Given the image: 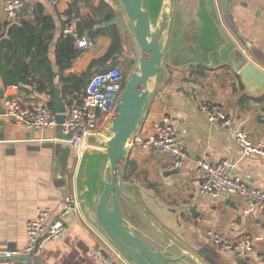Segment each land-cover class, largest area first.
<instances>
[{"label": "crops", "instance_id": "0c3cea01", "mask_svg": "<svg viewBox=\"0 0 264 264\" xmlns=\"http://www.w3.org/2000/svg\"><path fill=\"white\" fill-rule=\"evenodd\" d=\"M71 1L58 0L57 5L49 0L27 1L41 3L55 22V39L49 49L55 71L56 42L67 23L80 36L88 38L83 18H69L66 13ZM99 1L81 0L80 12L90 14ZM106 1L115 9L111 22L119 26L124 39L120 54L126 53L130 43H134L129 24L115 1ZM212 6L204 7L202 0H186L179 6V17L173 18L164 69L145 108L143 123L128 146V159L134 164V172L126 181L130 187L122 195L121 205L134 229H139L151 246L157 240L169 246L175 255L183 253L200 264H249L264 256V206L246 214V200L240 194L222 193L218 197L202 194L199 191L202 174L194 161L198 157L211 162L228 159L234 172L264 189V156L246 155L235 139L236 130L244 128L256 143L264 146V93H249L231 63V60L239 63L237 54L240 56L242 52L264 68V0H231L227 15L221 10L219 0H214ZM212 14L218 17L223 31L215 27ZM6 22L0 0V33H6ZM111 42L110 37L100 35L87 48L76 45L82 53L65 75L80 77L89 68L92 72L103 68L94 61L107 53ZM233 43L236 48L231 47ZM112 58L108 63L114 61ZM203 67L205 77L200 73ZM48 83L62 85L61 76L58 74ZM11 86L4 84L0 74V246L24 254L29 240L27 221L36 217L41 207H51L58 213L65 206V196L75 194L79 198V210L72 214L67 232L46 243L38 256L41 262L99 264L91 252L98 246L114 253L119 264H131L101 233L91 208L96 194L89 195L87 203L84 202L82 160L72 150L66 173L61 170L60 157L70 145L71 135L61 124L29 128L10 119L5 114L4 98L14 91ZM59 86L55 91L59 89L61 96ZM54 94L40 92L31 85H21L17 92L24 105L41 101L49 104ZM199 97L219 103L233 115V123L229 126L211 123L197 107ZM166 114L171 116L174 131L189 156L177 170L169 168L170 159L165 153L155 149L145 151L138 144L152 132V121ZM105 117H101L100 132L89 141L103 133L110 121ZM212 228L231 238L250 236L252 250L238 252L216 247L207 234Z\"/></svg>", "mask_w": 264, "mask_h": 264}, {"label": "built area", "instance_id": "2783aa9c", "mask_svg": "<svg viewBox=\"0 0 264 264\" xmlns=\"http://www.w3.org/2000/svg\"><path fill=\"white\" fill-rule=\"evenodd\" d=\"M28 0H3V12L8 22H16L21 16V10ZM57 5L58 0H49ZM63 17H65L63 15ZM64 31L76 38L79 48H87L93 44L90 39L80 36L71 23H67ZM18 85L13 84L14 90L4 98L5 114L13 121L23 123L29 128L53 127L59 125L56 109L45 102L24 105L17 96ZM125 87V72L119 65L112 66L105 71L93 74L86 85L80 99L75 100L64 112L63 130L71 135L69 143L72 153L82 158L89 139L97 135L102 116L108 121L117 105L121 92ZM197 107L211 123L229 126L234 117L224 108L212 100L196 98ZM152 132L138 144L141 149H152L165 153L169 159V168L177 170L188 159V152L174 131L171 116L162 115L151 123ZM237 143L246 155L257 154L264 156V146L256 143L249 131L239 128L235 132ZM195 166L201 172L202 179L199 191L202 194L218 197L222 193H237L245 200L244 213L252 212L257 206H264V189L245 181L231 168V162L224 159L211 162L205 157L195 159ZM65 206L58 213L51 207H41L36 217L27 221L28 245L24 250L31 258H15L22 251L0 246V264H36L34 258L43 251L46 243L61 238L68 230L69 223L65 216L76 214L79 210V198L75 194L65 196ZM207 234L211 242L219 248L231 251L252 250L253 239L246 235L231 238L216 229H208ZM92 254L99 264H119L117 257L105 249L95 246ZM249 264H264V256H259Z\"/></svg>", "mask_w": 264, "mask_h": 264}, {"label": "water", "instance_id": "95a60500", "mask_svg": "<svg viewBox=\"0 0 264 264\" xmlns=\"http://www.w3.org/2000/svg\"><path fill=\"white\" fill-rule=\"evenodd\" d=\"M114 1L129 24L138 56L134 70L110 115L109 123L101 135L89 141L81 159L80 178L83 179L86 187L83 199L87 203V197L93 193L96 194V200L91 208L100 231L131 264H200L183 253L175 255L169 246L157 240H155V246H151L144 240L142 232L134 229L121 205L122 195L129 191L123 179V171L128 159V146L143 123L145 108L164 69L173 15L179 0H163L155 16H151L145 0ZM202 1L204 7L207 4L208 7L213 8L214 0ZM230 2L231 0H219L224 15L229 12ZM28 6L29 4L25 3L23 9ZM211 18L215 27L223 31L218 17L212 14ZM230 45L236 48L234 43ZM123 49L124 46L120 45L112 60ZM237 56L240 57L239 63H234L236 60H231V63L246 90L255 95L263 94L264 68L242 52L240 56L239 54ZM252 56L255 57L253 54ZM52 102L57 111L58 123L62 124L66 105L60 98L59 89L55 91ZM70 153L71 146L67 145L60 157L63 174L67 170ZM65 219L67 223H70L73 217L68 214ZM14 257L31 258L29 253H21ZM34 262L43 264L38 257L34 258Z\"/></svg>", "mask_w": 264, "mask_h": 264}, {"label": "trees", "instance_id": "16d2710c", "mask_svg": "<svg viewBox=\"0 0 264 264\" xmlns=\"http://www.w3.org/2000/svg\"><path fill=\"white\" fill-rule=\"evenodd\" d=\"M81 0H72L66 13L69 18L80 16L84 20L86 36L95 41L100 35L112 39L111 45L105 55L99 58L97 64H102L98 71L89 68L82 76L65 75L75 60L81 55L82 50L76 46V38L70 33H62L57 39L55 47L57 71L54 70L49 58V49L55 39V22L51 15L45 13L41 3H29L26 9L21 10V17L17 22L4 23L6 33H0V74L5 85L17 84L18 86L31 85L40 92L54 94L59 85L50 84L59 74L62 85L61 100L70 106L75 100H79L84 93L89 78L97 73L107 70L112 66L119 65L125 72V84L128 80L127 72L136 63L134 56L123 59L124 53L120 54L113 62L108 63L110 57L124 43L121 29L111 20L115 16V9L106 0H100L97 6L92 7L91 13L84 15L80 12ZM97 26V27H96ZM205 77V68L200 71ZM49 105L55 109L52 101ZM134 172V164L127 159L123 179L130 180ZM130 187V185H128Z\"/></svg>", "mask_w": 264, "mask_h": 264}, {"label": "rangeland", "instance_id": "374dc122", "mask_svg": "<svg viewBox=\"0 0 264 264\" xmlns=\"http://www.w3.org/2000/svg\"><path fill=\"white\" fill-rule=\"evenodd\" d=\"M162 1L163 0H145V5L149 9L150 13L152 14L151 16H155L157 14V12H158L161 4H162ZM185 2H186V0L177 1L178 7L175 6V11H174L173 17H179V15L181 13V10H180L179 6H180V4H184ZM133 46H134V49H135V44L134 43L133 44L130 43V46H128V48L126 50V53H124V55L122 57L123 59L130 58V56H133V54H134V58L137 61V56H138L137 48L135 49L136 52L133 53V51H134ZM134 67H135V65H134ZM134 67L127 72L128 78L130 77L131 72L134 70Z\"/></svg>", "mask_w": 264, "mask_h": 264}]
</instances>
